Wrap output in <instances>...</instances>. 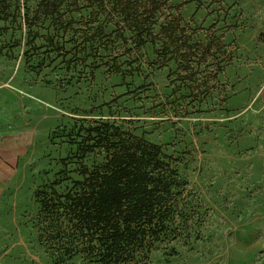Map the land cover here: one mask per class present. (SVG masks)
Listing matches in <instances>:
<instances>
[{
    "label": "rangeland",
    "instance_id": "obj_1",
    "mask_svg": "<svg viewBox=\"0 0 264 264\" xmlns=\"http://www.w3.org/2000/svg\"><path fill=\"white\" fill-rule=\"evenodd\" d=\"M36 8L37 0H22L17 21L0 20V114L23 141L21 169L0 197V264H61L38 241L35 194L64 190L82 178L83 164L103 161L104 153L83 147L82 127L99 121L163 145L185 180L184 230L152 253L151 264H264V0H188L182 8L200 37L207 29L223 34L231 53L220 90L186 113L173 103L188 91H174L176 64L151 66L152 44L122 63L126 73L112 71L131 44L118 40L99 55L88 48L77 60L71 48L89 11L73 12L77 22L65 29L52 17L34 19Z\"/></svg>",
    "mask_w": 264,
    "mask_h": 264
},
{
    "label": "trees",
    "instance_id": "obj_2",
    "mask_svg": "<svg viewBox=\"0 0 264 264\" xmlns=\"http://www.w3.org/2000/svg\"><path fill=\"white\" fill-rule=\"evenodd\" d=\"M188 0H37L34 19L52 17L64 27L77 22L73 12L89 11L82 21L83 34L75 38L72 55L79 59L88 48L126 47L117 56L127 59L111 66L122 71L129 59L138 60L147 44L153 45L151 66L165 67L174 61L175 89L188 90L173 103L188 111L220 90L218 75L231 60L230 44L223 34L207 29L204 38L181 10ZM22 0H0V20L17 21ZM66 8L68 10H66ZM167 11L163 20L159 15ZM174 10V12H173ZM70 14V15H69ZM69 16V17H68ZM27 21L31 18L24 13ZM112 26L110 31L107 27ZM79 31V29H76ZM54 44L55 37L48 38ZM97 44L95 47L94 45ZM116 56V57H117ZM136 68L131 65L132 70ZM197 103V104H196ZM179 111L178 109H175ZM85 128V152L105 154L90 168L83 164L82 178L64 190L42 187L35 196L37 238L57 263L80 257L86 264H151L152 253L170 247L183 228L181 197L185 180L163 145L115 122L99 121Z\"/></svg>",
    "mask_w": 264,
    "mask_h": 264
},
{
    "label": "crops",
    "instance_id": "obj_3",
    "mask_svg": "<svg viewBox=\"0 0 264 264\" xmlns=\"http://www.w3.org/2000/svg\"><path fill=\"white\" fill-rule=\"evenodd\" d=\"M7 123L0 114V197L6 190L9 175L21 169L23 141L20 135L8 133Z\"/></svg>",
    "mask_w": 264,
    "mask_h": 264
}]
</instances>
